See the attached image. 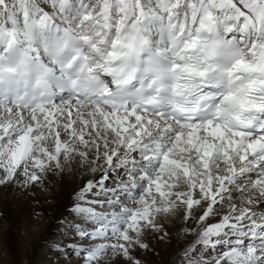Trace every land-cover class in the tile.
I'll use <instances>...</instances> for the list:
<instances>
[{"label":"snow or ice","instance_id":"obj_1","mask_svg":"<svg viewBox=\"0 0 264 264\" xmlns=\"http://www.w3.org/2000/svg\"><path fill=\"white\" fill-rule=\"evenodd\" d=\"M65 174L59 264H264V0H0V190Z\"/></svg>","mask_w":264,"mask_h":264},{"label":"bare ground","instance_id":"obj_2","mask_svg":"<svg viewBox=\"0 0 264 264\" xmlns=\"http://www.w3.org/2000/svg\"><path fill=\"white\" fill-rule=\"evenodd\" d=\"M78 183L77 178L65 174L49 177L45 187L36 189L29 195L22 196L0 190V211L7 214L13 230L29 228V225H32L29 234L19 237L22 242L19 249V253L22 254V264H59L55 260L57 254L53 247L60 239L57 221ZM33 212L39 213V216L34 217ZM174 222L171 226L166 225L169 230L168 237L160 240L161 245L154 246V251L159 252L158 257L162 264H171L176 253L177 226L180 222L178 219ZM162 246L166 247L163 249L168 252L169 257L172 256L170 259L165 257L161 250Z\"/></svg>","mask_w":264,"mask_h":264},{"label":"rangeland","instance_id":"obj_3","mask_svg":"<svg viewBox=\"0 0 264 264\" xmlns=\"http://www.w3.org/2000/svg\"><path fill=\"white\" fill-rule=\"evenodd\" d=\"M169 221H167V223H168ZM166 223V225H169V226H171V225H173L175 222L174 221H170L168 224ZM160 242H162V241H160L159 239H153L152 240V246H153V249H154V246H156V245H158V244H160ZM183 242V241H182ZM161 245V244H160ZM163 248H166L165 246H162V249L161 250H163L162 252L166 255L165 257H167V258H171V257H169L170 255L168 254V252L166 251V250H164ZM151 255V256H150ZM158 255H159V252L157 253V251H153V252H151V253H149L148 254V256H147V259H148V261L150 262V264H162V262L160 261V259H159V257H158ZM152 257H153V259H152ZM156 257V258H155ZM168 259V260H169ZM55 260L56 261H58L59 262V259L56 257L55 258ZM155 260V261H154Z\"/></svg>","mask_w":264,"mask_h":264}]
</instances>
